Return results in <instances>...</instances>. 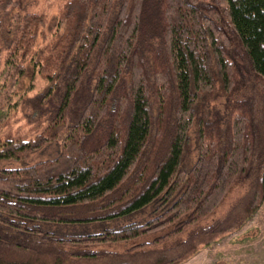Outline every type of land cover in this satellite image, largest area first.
Here are the masks:
<instances>
[{"label":"trees","instance_id":"obj_1","mask_svg":"<svg viewBox=\"0 0 264 264\" xmlns=\"http://www.w3.org/2000/svg\"><path fill=\"white\" fill-rule=\"evenodd\" d=\"M25 1L0 0V112L41 79L39 130L0 138V159L62 150L0 167V264H180L252 214L264 0H64L52 22Z\"/></svg>","mask_w":264,"mask_h":264},{"label":"rangeland","instance_id":"obj_2","mask_svg":"<svg viewBox=\"0 0 264 264\" xmlns=\"http://www.w3.org/2000/svg\"><path fill=\"white\" fill-rule=\"evenodd\" d=\"M63 2L64 0H26L25 5H28L27 7L30 10L44 13L48 21L52 22V17L57 13ZM231 76L234 77V74ZM21 80L22 84L20 88H17L15 97L12 98L10 103H6L0 112V119L3 120L2 124H0L1 139L10 135L24 138L35 137L37 130H39L32 122L35 115H33L34 109L30 99L35 93L40 91L43 81L36 79L33 88L27 90L29 81L25 78H20V82ZM233 81L230 87L235 84ZM251 88L253 92L251 103L252 106L254 104L257 108L259 103H261L260 96L255 97L257 93H260L259 87L253 84ZM216 101L223 103L221 98ZM263 112L264 109L254 110L255 116L252 114L253 118L257 117L259 122L263 117ZM193 145L194 140L192 138L187 157L192 156ZM61 150V141L55 139L31 152L24 162L0 159V167L26 165L52 157ZM244 189L245 186L243 184L237 183L232 186L217 205L210 218L222 216L231 203L242 194ZM180 264H264V195L258 206L252 211V214H249L238 227H234L228 233L221 235L210 245L202 247Z\"/></svg>","mask_w":264,"mask_h":264}]
</instances>
